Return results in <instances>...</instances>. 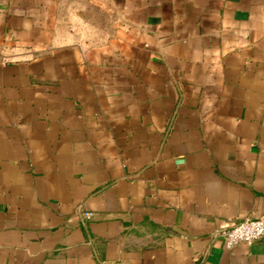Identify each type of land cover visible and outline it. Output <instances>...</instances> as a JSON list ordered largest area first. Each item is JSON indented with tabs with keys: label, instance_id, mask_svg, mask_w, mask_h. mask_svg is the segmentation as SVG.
<instances>
[{
	"label": "crops",
	"instance_id": "1",
	"mask_svg": "<svg viewBox=\"0 0 264 264\" xmlns=\"http://www.w3.org/2000/svg\"><path fill=\"white\" fill-rule=\"evenodd\" d=\"M262 214L264 0H0V264H264Z\"/></svg>",
	"mask_w": 264,
	"mask_h": 264
},
{
	"label": "built area",
	"instance_id": "2",
	"mask_svg": "<svg viewBox=\"0 0 264 264\" xmlns=\"http://www.w3.org/2000/svg\"><path fill=\"white\" fill-rule=\"evenodd\" d=\"M88 217L90 212L84 211ZM226 246H232L238 242H251L255 239L264 238V214L257 217H245L234 223L216 230Z\"/></svg>",
	"mask_w": 264,
	"mask_h": 264
}]
</instances>
